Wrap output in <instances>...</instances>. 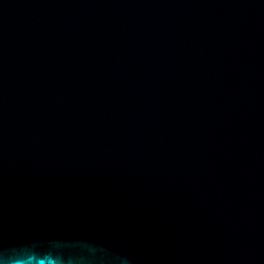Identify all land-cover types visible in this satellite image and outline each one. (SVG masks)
<instances>
[{
	"label": "water",
	"instance_id": "1",
	"mask_svg": "<svg viewBox=\"0 0 264 264\" xmlns=\"http://www.w3.org/2000/svg\"><path fill=\"white\" fill-rule=\"evenodd\" d=\"M0 264H264V0H0Z\"/></svg>",
	"mask_w": 264,
	"mask_h": 264
}]
</instances>
